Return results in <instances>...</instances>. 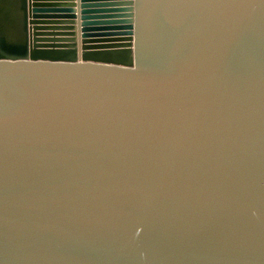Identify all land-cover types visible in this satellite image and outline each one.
Instances as JSON below:
<instances>
[{"label":"water","instance_id":"obj_1","mask_svg":"<svg viewBox=\"0 0 264 264\" xmlns=\"http://www.w3.org/2000/svg\"><path fill=\"white\" fill-rule=\"evenodd\" d=\"M0 264H264V0H0Z\"/></svg>","mask_w":264,"mask_h":264}]
</instances>
